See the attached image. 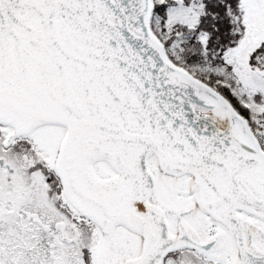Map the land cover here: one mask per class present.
<instances>
[{
	"label": "snow or ice",
	"instance_id": "1",
	"mask_svg": "<svg viewBox=\"0 0 264 264\" xmlns=\"http://www.w3.org/2000/svg\"><path fill=\"white\" fill-rule=\"evenodd\" d=\"M0 264H264V0H0Z\"/></svg>",
	"mask_w": 264,
	"mask_h": 264
}]
</instances>
